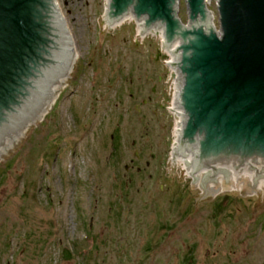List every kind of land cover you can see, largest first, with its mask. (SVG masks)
Listing matches in <instances>:
<instances>
[{
    "label": "rangeland",
    "instance_id": "1",
    "mask_svg": "<svg viewBox=\"0 0 264 264\" xmlns=\"http://www.w3.org/2000/svg\"><path fill=\"white\" fill-rule=\"evenodd\" d=\"M56 1L76 62L0 159V264H264V197L218 212L224 195L196 200L168 168L157 40L131 23L100 37L101 0Z\"/></svg>",
    "mask_w": 264,
    "mask_h": 264
},
{
    "label": "water",
    "instance_id": "2",
    "mask_svg": "<svg viewBox=\"0 0 264 264\" xmlns=\"http://www.w3.org/2000/svg\"><path fill=\"white\" fill-rule=\"evenodd\" d=\"M205 1L187 0L188 26L178 19V0H101L100 20V37L116 23H131V40L138 38L134 17L139 32L158 30L171 48L177 105L183 111L175 112L183 123L174 146L170 57L161 38L149 35L157 40V52L165 54L160 66H165L169 113L168 168H180L187 184L194 185L196 200L216 194L203 193L181 163L173 165L172 148L198 183L203 176L206 181L220 176L221 185L227 177L244 185L242 192L225 195L264 188V0H218L215 22L221 31L213 28ZM180 6L187 23L185 0ZM210 9L218 16L216 0ZM72 41L55 0H0V154L39 121L69 77ZM187 152L192 156L180 157ZM256 197H264V189Z\"/></svg>",
    "mask_w": 264,
    "mask_h": 264
},
{
    "label": "bare ground",
    "instance_id": "3",
    "mask_svg": "<svg viewBox=\"0 0 264 264\" xmlns=\"http://www.w3.org/2000/svg\"><path fill=\"white\" fill-rule=\"evenodd\" d=\"M125 24H126V23H116V27H122V26L125 25ZM75 61H76V60H74L73 65H74ZM65 83H66L65 81H64V82H60V84L58 85V87H57L55 93H54L53 96H52L54 100L58 97V95H59V93H60V90H62V89L64 88V84H65ZM50 105H51V104H48V105H47V107H46V109L44 110L42 116L40 117L38 123L41 122V121L44 119L46 113H47L48 110L50 109ZM45 112H46V113H45ZM28 130H29V126H27V128H26V131H28ZM26 131H25V132H24V131L22 132V135H21V138H20V139H22V137L25 135ZM13 144H14V143H10V148L13 147ZM6 151H7V150H4V151L0 154V159H1L2 155H3Z\"/></svg>",
    "mask_w": 264,
    "mask_h": 264
},
{
    "label": "flooded vegetation",
    "instance_id": "4",
    "mask_svg": "<svg viewBox=\"0 0 264 264\" xmlns=\"http://www.w3.org/2000/svg\"><path fill=\"white\" fill-rule=\"evenodd\" d=\"M238 246H240V245H238L237 240H236V243L235 244H231V248H232L233 251H234L233 247L234 248H237Z\"/></svg>",
    "mask_w": 264,
    "mask_h": 264
}]
</instances>
